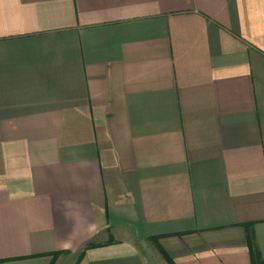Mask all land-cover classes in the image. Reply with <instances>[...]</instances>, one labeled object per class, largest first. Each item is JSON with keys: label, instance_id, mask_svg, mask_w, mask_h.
I'll list each match as a JSON object with an SVG mask.
<instances>
[{"label": "crops", "instance_id": "crops-1", "mask_svg": "<svg viewBox=\"0 0 264 264\" xmlns=\"http://www.w3.org/2000/svg\"><path fill=\"white\" fill-rule=\"evenodd\" d=\"M248 224L264 261V0H0V264H252Z\"/></svg>", "mask_w": 264, "mask_h": 264}, {"label": "trees", "instance_id": "trees-1", "mask_svg": "<svg viewBox=\"0 0 264 264\" xmlns=\"http://www.w3.org/2000/svg\"><path fill=\"white\" fill-rule=\"evenodd\" d=\"M245 227L247 230L248 245H249L251 256H252V264H264V261L261 256V252L256 243V238H255V234L253 231V225L248 224V225H245ZM165 256L170 262H172L171 259L167 255Z\"/></svg>", "mask_w": 264, "mask_h": 264}]
</instances>
